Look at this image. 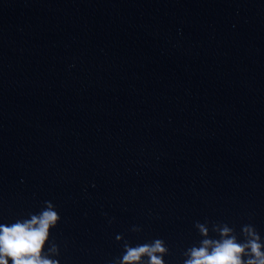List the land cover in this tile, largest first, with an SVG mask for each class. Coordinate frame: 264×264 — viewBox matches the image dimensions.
<instances>
[{"label": "water", "instance_id": "1", "mask_svg": "<svg viewBox=\"0 0 264 264\" xmlns=\"http://www.w3.org/2000/svg\"><path fill=\"white\" fill-rule=\"evenodd\" d=\"M46 201L59 264L264 242V0H0V223Z\"/></svg>", "mask_w": 264, "mask_h": 264}, {"label": "clouds", "instance_id": "2", "mask_svg": "<svg viewBox=\"0 0 264 264\" xmlns=\"http://www.w3.org/2000/svg\"><path fill=\"white\" fill-rule=\"evenodd\" d=\"M38 214L18 219L10 224L0 223V264H59V248L50 243L51 232L61 217L55 206L46 201ZM203 239L184 253L183 264H264V242L252 225L242 227L243 240L227 224L213 225L218 239L210 236L205 224H196ZM139 231V229H133ZM118 241L123 237L117 236ZM168 248L161 239L150 243H124V252L116 264H165Z\"/></svg>", "mask_w": 264, "mask_h": 264}]
</instances>
